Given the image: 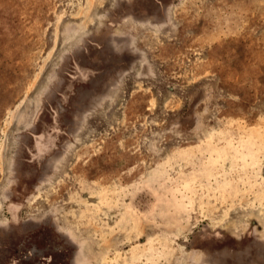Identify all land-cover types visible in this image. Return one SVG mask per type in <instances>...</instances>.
Wrapping results in <instances>:
<instances>
[{
  "label": "rangeland",
  "instance_id": "1",
  "mask_svg": "<svg viewBox=\"0 0 264 264\" xmlns=\"http://www.w3.org/2000/svg\"><path fill=\"white\" fill-rule=\"evenodd\" d=\"M0 264H264V0H0Z\"/></svg>",
  "mask_w": 264,
  "mask_h": 264
}]
</instances>
